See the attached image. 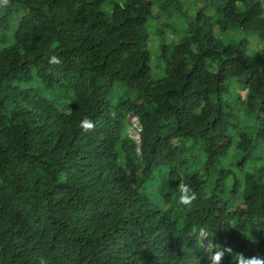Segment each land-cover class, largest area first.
<instances>
[{"label":"trees","instance_id":"16d2710c","mask_svg":"<svg viewBox=\"0 0 264 264\" xmlns=\"http://www.w3.org/2000/svg\"><path fill=\"white\" fill-rule=\"evenodd\" d=\"M242 2L0 6V264L264 260V0Z\"/></svg>","mask_w":264,"mask_h":264},{"label":"clouds","instance_id":"9594fccd","mask_svg":"<svg viewBox=\"0 0 264 264\" xmlns=\"http://www.w3.org/2000/svg\"><path fill=\"white\" fill-rule=\"evenodd\" d=\"M7 3H8V0H0V6L7 5ZM234 6L237 12L246 11V6L242 2V0H234ZM258 53H264V42H260L256 47L252 48L250 52L251 55H255ZM52 62L60 63L59 59L55 57L52 58ZM78 127L80 128L81 131L88 132L94 128V124L89 119L85 118L79 122ZM195 198H196V194L193 192L191 196H188V197L182 196L181 200L185 204H190L192 200H195ZM230 251H231L230 248H225L223 251H217L213 255V261L217 262L218 264V262L222 261L225 252H230ZM241 264H264V260H261L254 256L248 260L242 259Z\"/></svg>","mask_w":264,"mask_h":264},{"label":"rangeland","instance_id":"374dc122","mask_svg":"<svg viewBox=\"0 0 264 264\" xmlns=\"http://www.w3.org/2000/svg\"><path fill=\"white\" fill-rule=\"evenodd\" d=\"M4 20L2 19V24L4 25ZM2 25V26H3ZM152 28V25H151ZM153 31V30H152ZM6 34V33H5ZM1 35V32H0ZM152 35V34H151ZM7 36V34L5 35ZM1 37V36H0ZM152 37V36H151ZM151 39V38H150ZM153 39V37H152ZM154 72L156 74H160V71L158 70V67L153 68ZM37 88V87H36ZM39 90V89H38ZM128 124H127V133L134 139H137V131H138V124L137 121L134 117L128 116L127 118ZM197 237L200 240V244L203 247L204 250L208 251L209 250V243L206 239L205 232L204 231H198L197 232Z\"/></svg>","mask_w":264,"mask_h":264},{"label":"built area","instance_id":"2783aa9c","mask_svg":"<svg viewBox=\"0 0 264 264\" xmlns=\"http://www.w3.org/2000/svg\"><path fill=\"white\" fill-rule=\"evenodd\" d=\"M200 231H203V230H200Z\"/></svg>","mask_w":264,"mask_h":264}]
</instances>
